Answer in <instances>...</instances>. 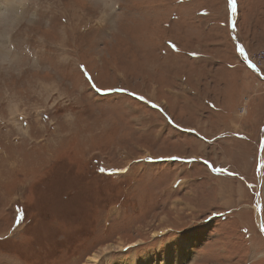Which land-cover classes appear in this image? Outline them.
<instances>
[{
  "label": "rangeland",
  "instance_id": "obj_1",
  "mask_svg": "<svg viewBox=\"0 0 264 264\" xmlns=\"http://www.w3.org/2000/svg\"><path fill=\"white\" fill-rule=\"evenodd\" d=\"M262 160L264 0H0V264H264Z\"/></svg>",
  "mask_w": 264,
  "mask_h": 264
},
{
  "label": "snow or ice",
  "instance_id": "obj_2",
  "mask_svg": "<svg viewBox=\"0 0 264 264\" xmlns=\"http://www.w3.org/2000/svg\"><path fill=\"white\" fill-rule=\"evenodd\" d=\"M229 4H230L232 10L235 11V8H236V0H229ZM171 47H172L173 49H176V45H175V44H171ZM238 50H239L240 54H241V55H245V58L247 59V56H246V54H245V49L243 48V46H238ZM248 64H249V67H251L252 69L258 71L256 64L252 63L251 60H248ZM80 68H81L82 70H84V74H85V76L88 77L89 79H91L90 75L87 73V70H86L85 66H84V65H80ZM97 91H99V89H97ZM121 91H122V90H121ZM140 99H143V97H140ZM154 107H155V105H154ZM205 163L207 164L208 162L205 161ZM209 166L212 167V170H213L214 172H220V171H223V169H221V168H216V167L211 166V165H209ZM258 167L261 168V169H264V160H262V161L259 163ZM232 175H235V173H233ZM241 179H242V177H241ZM249 187H252V186L249 185ZM261 231H264V228H261Z\"/></svg>",
  "mask_w": 264,
  "mask_h": 264
},
{
  "label": "bare ground",
  "instance_id": "obj_3",
  "mask_svg": "<svg viewBox=\"0 0 264 264\" xmlns=\"http://www.w3.org/2000/svg\"><path fill=\"white\" fill-rule=\"evenodd\" d=\"M12 5V4H11ZM168 258H172V257H175V255H173V254H170V253H168ZM97 260V257L96 258H94V261H96ZM145 264H149V263H145Z\"/></svg>",
  "mask_w": 264,
  "mask_h": 264
}]
</instances>
